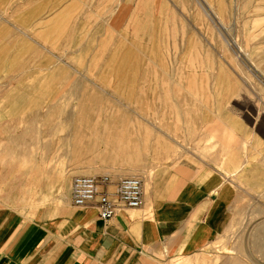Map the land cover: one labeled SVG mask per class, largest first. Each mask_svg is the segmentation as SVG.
Returning a JSON list of instances; mask_svg holds the SVG:
<instances>
[{
    "label": "rangeland",
    "instance_id": "374dc122",
    "mask_svg": "<svg viewBox=\"0 0 264 264\" xmlns=\"http://www.w3.org/2000/svg\"><path fill=\"white\" fill-rule=\"evenodd\" d=\"M1 116L0 196L27 216L176 159L193 122L264 160V0H0Z\"/></svg>",
    "mask_w": 264,
    "mask_h": 264
},
{
    "label": "crops",
    "instance_id": "0c3cea01",
    "mask_svg": "<svg viewBox=\"0 0 264 264\" xmlns=\"http://www.w3.org/2000/svg\"><path fill=\"white\" fill-rule=\"evenodd\" d=\"M197 125L179 157L139 174L141 206L108 221L71 196L27 216L2 192L0 264H264V160L250 159L260 144L245 143L250 130L214 124L209 134ZM110 179L112 193L122 178Z\"/></svg>",
    "mask_w": 264,
    "mask_h": 264
},
{
    "label": "built area",
    "instance_id": "2783aa9c",
    "mask_svg": "<svg viewBox=\"0 0 264 264\" xmlns=\"http://www.w3.org/2000/svg\"><path fill=\"white\" fill-rule=\"evenodd\" d=\"M112 185L109 176H78L71 182V203L75 207L95 205L99 218L110 220L117 209H137L142 203V183L139 178H122L114 184V191H108Z\"/></svg>",
    "mask_w": 264,
    "mask_h": 264
}]
</instances>
